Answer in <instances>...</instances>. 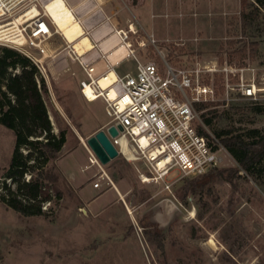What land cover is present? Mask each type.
<instances>
[{
  "label": "rangeland",
  "instance_id": "1",
  "mask_svg": "<svg viewBox=\"0 0 264 264\" xmlns=\"http://www.w3.org/2000/svg\"><path fill=\"white\" fill-rule=\"evenodd\" d=\"M27 1L10 9L0 24L20 14ZM100 1L115 27L129 32L138 61L164 60L192 71L193 79L213 90L198 114L224 110V129H264V114L251 111L255 104L264 107V31L249 38L239 20L251 0ZM72 42L76 55L91 49L85 34ZM62 50L44 59L41 74L53 132L63 131L66 139L47 166L55 179L48 188L52 202L41 205V216H22L0 201V264H264V192L231 157L203 176L180 179L170 191L142 182V163L122 156L99 164L107 178H98L101 171L90 165L79 137L85 144L108 117L102 100L89 102L80 94L83 75L75 64H69L72 72L49 74L47 65L51 72L63 66ZM130 61L121 73L134 71ZM251 82L260 89L256 100L238 92L240 83ZM196 128L211 134L199 123ZM13 146V135L0 126V198L9 184L5 170Z\"/></svg>",
  "mask_w": 264,
  "mask_h": 264
},
{
  "label": "built area",
  "instance_id": "2",
  "mask_svg": "<svg viewBox=\"0 0 264 264\" xmlns=\"http://www.w3.org/2000/svg\"><path fill=\"white\" fill-rule=\"evenodd\" d=\"M5 1L6 5L10 3L0 0V8ZM23 1L14 0L12 6L5 7L2 16ZM33 7L38 10L37 15L19 23L10 35L4 36L1 32L0 45L15 49L29 58L42 74L43 62L47 58L46 41L58 31L44 11V0H28L17 16L28 13ZM128 30L133 32L131 27ZM117 34L120 43L130 49L128 56L134 59L135 69L122 75L115 74L106 90L100 89L97 82L109 69L98 66L96 55L86 53L79 56L70 51L66 58L67 72H70L69 64H75L84 74L85 79L78 82L80 94L88 101L85 91L88 88L95 100H102L108 117L102 130L118 156L129 162L142 163L145 173L137 170L141 181L157 183L163 191H170L172 185L182 178L202 176L219 167L230 155L212 134L207 132L205 136L196 128V123H199L207 130L195 104L210 100L213 90L201 86L198 77L193 79L192 71L172 68L164 60L161 65L138 61L128 42V32L118 30ZM221 70L227 71V68ZM259 90L253 82L240 83L238 88L241 97L252 100L257 99ZM110 92H114L112 98ZM111 126L117 129L115 137L107 133ZM88 154L90 165L97 166L101 171L98 178H107L89 150ZM169 178L171 181H168ZM93 186L98 188L99 183Z\"/></svg>",
  "mask_w": 264,
  "mask_h": 264
},
{
  "label": "trees",
  "instance_id": "3",
  "mask_svg": "<svg viewBox=\"0 0 264 264\" xmlns=\"http://www.w3.org/2000/svg\"><path fill=\"white\" fill-rule=\"evenodd\" d=\"M251 1L239 14L241 31L249 38L259 37L264 31V0ZM248 44L255 45L252 41ZM244 48L245 44L239 52H244ZM46 94L44 77L35 64L15 49L0 47V126L14 138L5 170L9 184H4V195L0 201L22 216H41V205L52 202L48 188L55 179L47 166L56 158L66 140L63 131L53 132L43 99ZM205 108L207 105L204 103L195 104L197 111ZM251 111L264 114V107L255 104ZM226 114L227 111L218 114L213 109L201 112L200 118L239 168L251 175L264 192V129H224L222 124L228 119ZM199 133L207 135L201 129ZM224 173L219 171L218 177L229 182L230 176ZM26 175H29L28 179ZM55 194L59 197L57 190Z\"/></svg>",
  "mask_w": 264,
  "mask_h": 264
},
{
  "label": "crops",
  "instance_id": "4",
  "mask_svg": "<svg viewBox=\"0 0 264 264\" xmlns=\"http://www.w3.org/2000/svg\"><path fill=\"white\" fill-rule=\"evenodd\" d=\"M64 2L69 7V9H71L76 20L80 23L84 34L90 39L91 49L87 54H94L98 57L97 59L100 61L98 66H101L100 68L106 66L108 69L113 70L115 74L122 75L126 72L121 73V69H123L128 63H131V59L134 62L133 70L135 69L134 59L128 56L130 49L126 48L124 45H122V43H120L121 41L119 35L117 34L118 30H126L115 27L116 25L113 22L112 16L106 13L105 6L100 0H64ZM128 35H130L129 32ZM117 43L121 44L122 47L125 48L126 55H124L122 59H119L120 61L116 62L115 60L113 61L109 59L107 52ZM59 49H63L62 51L65 54L72 51L70 49V45L64 40L59 32L52 33L46 41V50L48 55V57H46L52 58L54 56L53 54ZM65 69H67L66 57H64V63L62 67L54 69V72H51L48 68V71L49 74L52 75L53 73L58 74L60 71ZM77 70H79L78 67ZM70 72L72 71L70 70ZM82 75L83 76L80 78V80L85 79L83 73Z\"/></svg>",
  "mask_w": 264,
  "mask_h": 264
},
{
  "label": "bare ground",
  "instance_id": "5",
  "mask_svg": "<svg viewBox=\"0 0 264 264\" xmlns=\"http://www.w3.org/2000/svg\"><path fill=\"white\" fill-rule=\"evenodd\" d=\"M7 1L10 2L8 5H6L7 3L6 1L2 3V6L0 8V17L3 15L5 10L10 5L12 6L14 0H7ZM44 11L48 15L50 21L56 27L57 31L61 34L64 40L70 45V49H71V45L73 43L72 41L74 40V38L84 34L80 23L74 17L71 9H69V7L66 5L64 0H44ZM37 13L38 10L33 7L28 13L14 17L8 23L5 22L4 25L0 26V33L2 32V35L4 34L10 35L12 31L17 28L19 23H22L25 19H28L31 16H36ZM70 35L72 36L74 35V36L69 37ZM107 55L109 56V59L113 61L115 60L117 62L120 61L119 59H122L124 55H126V51L121 44H117L114 48L110 49L107 52ZM114 77H115L114 71L109 69L106 74L98 78V82H97L98 87L102 90H106L109 87L111 81H113ZM85 91L88 101H94L96 99L88 88ZM109 95L112 98L114 96V92H110ZM79 139L80 142L84 145L85 149L88 151V148L85 146L86 144H84L82 138L79 137Z\"/></svg>",
  "mask_w": 264,
  "mask_h": 264
},
{
  "label": "water",
  "instance_id": "6",
  "mask_svg": "<svg viewBox=\"0 0 264 264\" xmlns=\"http://www.w3.org/2000/svg\"><path fill=\"white\" fill-rule=\"evenodd\" d=\"M107 133L110 137H115L117 135V129L111 126L107 129ZM85 144L101 165H106L110 160L118 156L116 149L102 129L87 138Z\"/></svg>",
  "mask_w": 264,
  "mask_h": 264
}]
</instances>
